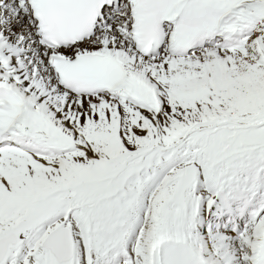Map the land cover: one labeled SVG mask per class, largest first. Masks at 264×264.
<instances>
[{"label": "snow or ice", "instance_id": "snow-or-ice-1", "mask_svg": "<svg viewBox=\"0 0 264 264\" xmlns=\"http://www.w3.org/2000/svg\"><path fill=\"white\" fill-rule=\"evenodd\" d=\"M0 264H264V0H0Z\"/></svg>", "mask_w": 264, "mask_h": 264}]
</instances>
